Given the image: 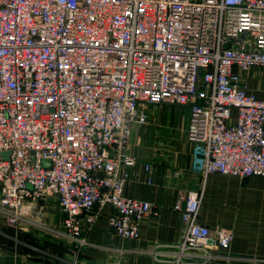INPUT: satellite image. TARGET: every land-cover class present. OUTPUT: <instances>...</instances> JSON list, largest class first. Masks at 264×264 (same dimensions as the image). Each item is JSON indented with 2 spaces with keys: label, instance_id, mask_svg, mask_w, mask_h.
Returning a JSON list of instances; mask_svg holds the SVG:
<instances>
[{
  "label": "built area",
  "instance_id": "1",
  "mask_svg": "<svg viewBox=\"0 0 264 264\" xmlns=\"http://www.w3.org/2000/svg\"><path fill=\"white\" fill-rule=\"evenodd\" d=\"M247 75L264 82V0H0V219L19 230L54 200L45 233L76 257L107 208L113 234L137 240L159 210L126 193L133 128L186 107L201 183L172 206L173 254L213 261L232 233L200 220L208 177H264V95Z\"/></svg>",
  "mask_w": 264,
  "mask_h": 264
},
{
  "label": "crops",
  "instance_id": "2",
  "mask_svg": "<svg viewBox=\"0 0 264 264\" xmlns=\"http://www.w3.org/2000/svg\"><path fill=\"white\" fill-rule=\"evenodd\" d=\"M245 78L251 90L264 91L263 81L250 75ZM148 113V124L135 126L130 138V149L138 162L131 170L126 193L155 205L159 215L142 222L140 237L132 241L116 237L108 225L109 210L105 208L86 230L89 246L74 257L72 246L48 236L38 239L36 233L30 234L29 224H21L19 230L1 224L0 264H173V252L180 241L182 227L172 206L180 192L195 187L200 181V147L186 140L188 108L150 109ZM145 165L151 167L149 174L144 170ZM173 173L179 177L166 178ZM218 176L210 175L206 181L200 220L210 228L219 221L230 223L232 220V225H220L232 230L229 248L232 260L214 259L204 263L198 257L197 262L264 264V177H233L232 182L228 181L229 186H224L226 181ZM149 178L151 184L147 183ZM222 195H227L228 201L232 199V214L225 213L221 220ZM44 207L49 210L45 215L50 222L60 221L62 214L57 202L50 200ZM155 250L159 254H154ZM211 250L220 252L215 246Z\"/></svg>",
  "mask_w": 264,
  "mask_h": 264
},
{
  "label": "rangeland",
  "instance_id": "3",
  "mask_svg": "<svg viewBox=\"0 0 264 264\" xmlns=\"http://www.w3.org/2000/svg\"><path fill=\"white\" fill-rule=\"evenodd\" d=\"M261 83V82H260ZM262 84V83H261ZM259 87H261V86H263V85H258ZM264 87V86H263ZM248 89L249 90H251L252 88L250 87V86H248ZM256 93H257V95L258 96H263L264 95V91L263 90H259V89H257V90H255V89H253ZM150 109H154V110H161V109H173V107H171V106H165V105H163V106H155V107H150L149 108V110ZM218 178H220V179H222V180H225L226 182L223 184L224 186H229V183H228V181H231L232 182V179H233V177H230V176H218ZM200 181L197 183V185L196 186H198V184L200 185ZM206 183H205V185H204V193H203V199H204V195H205V190H206ZM230 190H232V184L230 185ZM225 196H227V195H222V199H221V204H220V207H221V211H222V215L220 216V218H221V220H222V216L225 214V213H229V214H232V199H230V201H228V198L227 197H225ZM56 202V201H55ZM39 205H41V204H39ZM202 205H203V200H202ZM35 209L36 210H40V208L36 205L35 206ZM48 210V209H47ZM47 210H44L43 212H42V214H32L31 216H30V220H32V223H33V225H31V224H29V225H31L30 227H29V229H30V234L31 235H33L34 233H36V236L38 237V239L39 238H41L42 236H44V237H47L48 236V238H52L50 235H48V234H46L47 233V230H45V228H48V229H55V228H53V227H55L56 226V224H58V222L57 223H52V222H50L49 221V218H47L46 217V215L49 213ZM205 210V208L203 207V211ZM45 213H46V215H45ZM81 220H83V219H81ZM226 221V220H225ZM228 222H230V223H224V222H221V221H219V223H218V225L217 226H215V227H213V228H217V227H223V228H226V229H228V230H230L231 231V233H232V230L230 229V228H227V227H224V226H220V225H227V226H229V225H232V220L231 221H228ZM3 225V226H6V225H4V222H3V220H1L0 219V225ZM87 225L86 224H84V228L86 227ZM8 227V226H7ZM213 228H211V229H213ZM46 232V233H45ZM233 236V235H232ZM34 238V237H33ZM54 239V238H53ZM54 241H56V242H63V241H60V240H55L54 239ZM127 241V240H126ZM231 243H232V241H231ZM230 246H231V244H230ZM71 247V246H70ZM72 248V253H73V255H74V249H73V247H71ZM230 248V247H229ZM155 252H157V254H159V252L157 251V250H155ZM155 252H154V254H155ZM217 255V258H216V260L217 259H225V260H232V256L230 255V253H229V249L228 250H226V251H224V252H222V251H220L219 252V254H216ZM74 257H75V255H74ZM76 257H78V255L76 256ZM173 257H174V254H173ZM198 257L200 258V256H196L195 258H193L192 260H191V262H187V263H190V264H200V262H197V259H198ZM184 260V259H183ZM183 260H181V261H183ZM183 262H186L185 260L183 261ZM210 262H212V260H210ZM204 263H207V261L206 262H204ZM173 264H183L182 262L180 263V262H177L176 260H175V257H174V261H173Z\"/></svg>",
  "mask_w": 264,
  "mask_h": 264
},
{
  "label": "water",
  "instance_id": "4",
  "mask_svg": "<svg viewBox=\"0 0 264 264\" xmlns=\"http://www.w3.org/2000/svg\"><path fill=\"white\" fill-rule=\"evenodd\" d=\"M42 165L44 167H47L49 165V161H47V160L42 161Z\"/></svg>",
  "mask_w": 264,
  "mask_h": 264
}]
</instances>
